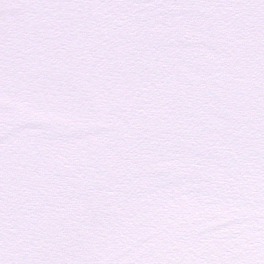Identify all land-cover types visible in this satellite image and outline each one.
<instances>
[{"label":"snow or ice","instance_id":"1","mask_svg":"<svg viewBox=\"0 0 264 264\" xmlns=\"http://www.w3.org/2000/svg\"><path fill=\"white\" fill-rule=\"evenodd\" d=\"M0 264H264V0H0Z\"/></svg>","mask_w":264,"mask_h":264}]
</instances>
